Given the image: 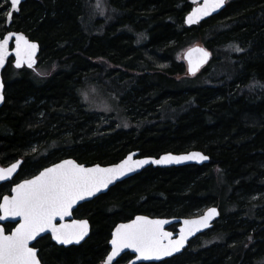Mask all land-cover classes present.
<instances>
[{
  "label": "trees",
  "instance_id": "1",
  "mask_svg": "<svg viewBox=\"0 0 264 264\" xmlns=\"http://www.w3.org/2000/svg\"><path fill=\"white\" fill-rule=\"evenodd\" d=\"M193 7L191 0H26L10 26L0 14V37L16 31L39 42V65L49 70L40 75L11 61L4 72L0 165L23 159L16 180L70 158L87 166L136 151L210 158L148 167L82 204L74 215L90 221V237L69 248L42 238L44 264H102L119 223L193 217L212 206L221 212L213 228L183 253L143 264H264V0L230 1L188 27ZM198 44L212 59L186 76L183 54ZM88 85H112L128 129L87 109L80 94ZM10 188L0 185V201Z\"/></svg>",
  "mask_w": 264,
  "mask_h": 264
},
{
  "label": "snow or ice",
  "instance_id": "2",
  "mask_svg": "<svg viewBox=\"0 0 264 264\" xmlns=\"http://www.w3.org/2000/svg\"><path fill=\"white\" fill-rule=\"evenodd\" d=\"M21 0H9L7 6L0 0V9L6 21L13 19V13L18 12ZM194 4L198 0H193ZM225 0H202L187 16L186 22L191 25L200 19L210 16L222 8ZM15 41V67L25 64L32 68L35 63L37 44L30 42L23 34H13L0 37V68L9 54V42ZM237 52L242 51L236 47ZM193 52L200 53L198 59L193 58ZM209 53L204 49H192L187 53L188 71L195 75L201 63L205 62ZM0 88L3 85L0 84ZM4 97L0 95V102ZM208 157L199 152L186 156L173 157L167 155L159 160L132 161L129 156L122 163L113 167L103 168L99 165L85 167L74 160L66 159L52 167L44 168L32 179L18 183L11 189V194L3 197L0 203V221L19 217L18 226L10 235L5 234L0 227V264H40L35 246L29 247L41 233H51V238L60 245L79 244L89 232L87 220H73L71 224L58 223L73 214L79 201L96 196L115 180L134 171L136 167L149 162L153 164L180 163L185 160L205 161ZM19 167L14 163L11 167L0 168V181L9 180ZM218 215L216 208H209L199 219L184 220L180 228L179 238L173 240V233L164 230L167 220H152L145 216H137L131 223L120 224L115 228L110 240L111 251L103 264H120L117 257L125 249L136 253V259L143 262L159 261L164 257L179 252L189 236L203 228L209 227V222ZM6 227V225H5Z\"/></svg>",
  "mask_w": 264,
  "mask_h": 264
},
{
  "label": "water",
  "instance_id": "3",
  "mask_svg": "<svg viewBox=\"0 0 264 264\" xmlns=\"http://www.w3.org/2000/svg\"><path fill=\"white\" fill-rule=\"evenodd\" d=\"M25 1H26V0H21L20 5H18L19 11H18V12H15V13H19V12H20V7H21V5H22ZM230 1H237V0H225V4H224V6H223L222 8H220V9H218L216 12H213L210 16H206V17L200 19L198 23H195V24H191V25H189V24L186 22V26H188V27L196 26V25H199L200 23H202L203 21H205V20H207V19H209V18H211V17H215V16L219 15V14L222 13V11L227 7V5H228V3H229ZM191 3L194 5L193 8H195V7L198 6V3H202V0H198V3H197V4H194V3H193V0H191ZM192 10H193V9H192ZM190 13H191V12H190ZM190 13H189V14H190ZM189 14H188V15H189ZM13 15H14V13H13ZM188 15H187V16H188ZM187 16H186V18H187ZM185 21H186V19H185ZM11 23H12V20H11V21H8V26H10ZM11 33H13V34H23V35H24V36H25L30 42L36 43L38 47H37V51H36V53H35V57H34V59H35V63H34V65H33L32 68H28L26 64H25L24 66H22L21 68H16V67H15L16 58H15V41H14V38H13L12 41L9 42V48H8V52H9V54H8V56H7V60H6L5 64H4V66H3L2 68H0V84L3 85V88H0V95H2V96L4 97L3 101L0 102V108L3 107V105L5 104V100H6V98H5L6 85H5V80H4V72H5L6 68L8 67V64L12 61V64H13V66H14L16 69L27 68V69H31V70H36L37 67H38V65H39L40 54H41V46H40L39 42L31 40L26 34L21 33V32L11 31ZM8 34H9V32H8L6 35H8ZM6 35H5V36H6ZM192 49H204L205 51H207V52L209 53L207 60H206L205 62H203V63L200 64L199 69H198V71L196 72V74H197V73H198V72H199L204 66H206V65L210 62V60H211V54H210V52L208 51V49H206V47H204L203 45H200V44L195 45V46L189 48L187 51H185L184 56H183L184 61H185V63L187 64L188 69H189V63H188V60H187V53H188L190 50H192ZM199 57H200V53L193 52V58H194V60H195V59H198ZM187 73H188V75H192L188 70H187ZM196 74H195V75H196ZM193 152H199V153H201L202 155H205V154H204L203 152H201V151H195V150H194V151H190V152H186V153H165V154L160 155L159 157H140V153L136 151V152H132V153L128 154L123 160H121V161H119V162H117V163H115V164H111V165H100V164H95V165H90V166H87V165H85V164H80V163H78L76 160H74V159H72V158H70V160H74V161L77 162L78 164L83 165V166H85V167H89V168L94 167V166H97V165H99L100 167H103V168H107V167H113V166H115V165H118V164L122 163V162L125 161L129 156L132 157V161H133V162L136 161V160H148V161H151V160H159V159H161L162 157L167 156V155H171V156H173V157H179V156H186V155H189V154H191V153H193ZM205 156H207V155H205ZM207 157H208V156H207ZM63 160H66V159H63ZM63 160H61V161H59V162H57V163H61ZM209 162H210V158L208 157V159L205 160V161L185 160V161H182V162H180V163L172 162V163H162V164H153V163L149 162V163H147V164H145V165H143V166L136 167L134 171L128 172L126 175H124V176L120 177L119 179L115 180L112 184H110V185L108 186V189L103 190L101 193H97L96 196L86 198V199L83 200V201H79V202L77 203V205L75 206V208H74V210H73V214H72L71 216L66 217L63 221H58V223H65V224H71L73 220H87V221L89 222V232H88V235H87V236H86V237H85V238H84L79 244H75V243H74V244H71V245H60V244L56 243V241L53 240V239L51 238L52 242H53L54 244H56L57 246H59V247H64V248H69V247H72V246H80L81 244H83L84 242H86V240H87V239L90 237V235H91L92 226H91L90 221H89L88 219H86V218H83V219L75 218L74 212L77 210V208H78L79 206H81L82 204L86 203V202L92 201L93 199L99 197L100 195L106 194V193H107L112 187H114L116 184H118V183H120V182H122V181H125V180H127V179H129V178H132V177L136 176L137 174H140L143 170L147 169L148 167L153 166V167H160V168H171V167H182V166H188V165H199V166H202V165H204V164H208ZM14 163H18V164H19V167L17 168L16 172L12 174V176H11V178H10L9 180H6V181H0V185H1L2 183H5V182H9V181L14 180V179L19 175L20 170H21V167H22V165H23V159H19L18 161L14 162ZM14 163H12V164H14ZM57 163H55V164H57ZM12 164H11V165H12ZM11 165H9V166H0V168H8V167H11ZM53 165H54V164H53ZM53 165H51V166H49V167H52ZM38 174H39V173H38ZM38 174H37V175H38ZM35 176H36V175H35ZM32 178H33V177H32ZM32 178H29V179H32ZM26 180H27V179H26ZM23 181H25V180H23ZM23 181H21L20 183H22ZM16 185H17V184H16ZM16 185H15V186H16ZM15 186H14V187H15ZM14 187H13V188H14ZM5 196H7V195H5ZM2 202H3V198H2L1 203H2ZM209 208H216V209H217V212H218V215L215 216L213 219L210 220V222H209V227H207V228H203V229H201L199 232H196L194 235L189 236L188 239H187V241H186V243H185V246H184L179 252H175V253H173L171 256L164 257V258H162V259L159 260V261L143 262V263H158V262H161V261H164V260L170 259V258H172V257H175V256H177V255L183 253L184 250L187 249V248L189 247L190 243H191L196 237H198L199 235H201V234L205 233L206 231L210 230L211 228H213V226H214V224L216 223V221L220 218L221 212H220V210H219L217 207L212 206V207H209ZM209 208H206V209H205L200 215H198V216H193V217L169 218V217H151V216H148V215H137V216H145V217H148L149 219H152V220H167L168 223L164 225V230H165V231L172 232V233H173V237H172V239L175 240V239H178V238H179L180 228H181V227H184V224H183V221H184V220H195V219H199V218H200V217H201V216H202V215H203V214H204ZM137 216H135L133 219H131V220L127 221V222H121V223H119L118 225H120V224L131 223V222H132ZM19 220H20L19 217H16V218H11V217H10V218H8L7 220L0 221V227H4V225L7 224V223H14V224H17L16 226H18V222H19ZM118 225H117V226H118ZM117 226H116V227H117ZM175 226H177V231H173V230L171 229L172 227H175ZM116 227H115V228H116ZM115 228H114L113 232L115 231ZM4 229H5V227H4ZM14 229H15V228H14ZM14 229H13L12 231H14ZM12 231H11V232H12ZM11 232H10V233H7V232H6V229H5V234H6V235H10ZM113 232H112V233H113ZM46 236H50V237H51V233H50V232H48V233H41V235L38 236V237L36 238L35 241H31V242L29 243V247H32L33 245L35 246V245L37 244L38 241H40L42 238H44V237H46ZM111 238H112V236H111ZM110 240H111V239H110ZM109 246H110V251H111V244H110V242H109ZM35 249L37 250V258L40 260V264H44V263L42 262L40 256H39V253H40V252H39V248L35 247ZM110 251H109V253H110ZM109 253H108V254H109ZM128 253L134 256V258L129 262V264H139V263H142L141 261H139V260L136 259V255H137V254L134 253V252H132L131 249H125V250L121 253V256H120V257H117L116 260L121 259L125 254H128ZM105 259H106V258H105ZM105 259H104V261H105ZM104 261H103V262H104ZM102 264H103V263H102ZM113 264H115V260L113 261Z\"/></svg>",
  "mask_w": 264,
  "mask_h": 264
},
{
  "label": "rangeland",
  "instance_id": "4",
  "mask_svg": "<svg viewBox=\"0 0 264 264\" xmlns=\"http://www.w3.org/2000/svg\"><path fill=\"white\" fill-rule=\"evenodd\" d=\"M185 67L186 76H196L205 66L196 75H188V67L186 63ZM37 69V72L40 75H46L48 73L47 71H49L47 67L45 69L40 65H38ZM80 95L83 102L87 106V109L97 113L99 117L104 118L106 116H109L114 122L118 123V125L124 129H128L131 126L132 123H129L126 119V115L119 103V98H117V93L112 91V85H110L107 91L100 88L98 85H88L82 89ZM39 256H41L40 253Z\"/></svg>",
  "mask_w": 264,
  "mask_h": 264
},
{
  "label": "flooded vegetation",
  "instance_id": "5",
  "mask_svg": "<svg viewBox=\"0 0 264 264\" xmlns=\"http://www.w3.org/2000/svg\"><path fill=\"white\" fill-rule=\"evenodd\" d=\"M18 161V160H17ZM14 162H16V161H13L12 163H14ZM12 163H10V164H8V165H0V166H9V165H11ZM42 171V170H41ZM40 172V171H39ZM18 177V176H17ZM17 177L14 179V180H12V181H9V182H5V183H2L1 185H4V184H10V186H11V188H10V190H9V192L7 193V194H5V195H10L11 194V189L16 185V184H18V183H20L21 181H23V180H26V179H29V178H24V179H22V180H16L17 179ZM34 177V176H33ZM32 178V177H31ZM5 195H3L2 196V198L5 196ZM2 198H1V201H2ZM1 201H0V203H1ZM76 218V217H75ZM5 225H6V227H5ZM4 225V227H5V229H6V232L7 233H10L15 227H16V225L17 224H14V223H7V224H5ZM11 226L9 229H7V226ZM175 228H176V231H177V226H175ZM172 230H173V227L171 228ZM48 237H50V236H46V237H44V238H48ZM38 243H39V241L37 242V244L35 245V247H37L38 246ZM38 248V247H37ZM40 250V249H39ZM131 255V254H130ZM134 258V256L133 255H131V260ZM130 260V261H131Z\"/></svg>",
  "mask_w": 264,
  "mask_h": 264
},
{
  "label": "bare ground",
  "instance_id": "6",
  "mask_svg": "<svg viewBox=\"0 0 264 264\" xmlns=\"http://www.w3.org/2000/svg\"><path fill=\"white\" fill-rule=\"evenodd\" d=\"M209 51V50H208ZM210 52V51H209ZM210 54H211V52H210ZM211 59H212V54H211ZM82 245V244H81Z\"/></svg>",
  "mask_w": 264,
  "mask_h": 264
}]
</instances>
